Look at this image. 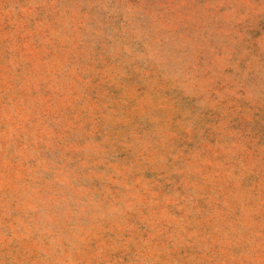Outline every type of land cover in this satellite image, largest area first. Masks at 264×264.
I'll return each mask as SVG.
<instances>
[{
    "label": "rangeland",
    "instance_id": "obj_1",
    "mask_svg": "<svg viewBox=\"0 0 264 264\" xmlns=\"http://www.w3.org/2000/svg\"><path fill=\"white\" fill-rule=\"evenodd\" d=\"M0 264H264V0H0Z\"/></svg>",
    "mask_w": 264,
    "mask_h": 264
}]
</instances>
